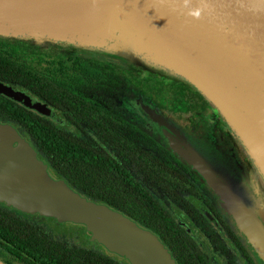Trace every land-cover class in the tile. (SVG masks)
I'll return each instance as SVG.
<instances>
[{"label":"flooded vegetation","instance_id":"obj_1","mask_svg":"<svg viewBox=\"0 0 264 264\" xmlns=\"http://www.w3.org/2000/svg\"><path fill=\"white\" fill-rule=\"evenodd\" d=\"M0 59L19 64L21 71L10 69V65L0 69V84L22 100L5 92L0 93V99L10 101L15 109L47 126L73 135L79 142L89 143L93 152H97L95 160L102 157L105 163L117 165L123 173L119 186L113 177L116 173L110 172L108 164L101 161V167L95 161L92 172L97 178L91 187L93 197L87 198L21 134L28 131L26 127L15 120L0 118V123L11 125L19 132L38 159L73 191L151 230L175 264H264L249 238L220 205L217 193L185 157L165 143L155 125L150 127L149 115L140 108L151 107L153 117L163 118L184 142L189 143L188 138L195 135L213 149L234 147L251 172V161L243 155L236 134L193 85L163 70L68 43L0 36ZM129 73L136 78H130ZM150 75L158 80L156 95L145 94L141 89V81ZM129 104L135 109L128 110ZM211 118L218 120L215 128L210 127ZM102 176L105 188L100 190ZM0 206L17 212L51 239L120 264H131L97 240L88 238L86 243L80 240L81 235H87L83 226L71 227L72 232L62 234L48 225L54 222L66 226L54 217L24 213L3 203ZM0 260L7 264H32L1 244Z\"/></svg>","mask_w":264,"mask_h":264},{"label":"water","instance_id":"obj_2","mask_svg":"<svg viewBox=\"0 0 264 264\" xmlns=\"http://www.w3.org/2000/svg\"><path fill=\"white\" fill-rule=\"evenodd\" d=\"M0 36L95 48L118 42L132 52L126 57L146 65L144 59L152 60L199 90L254 164L251 186L262 197L251 204L187 141H176L264 259V0H19L0 7ZM4 92L22 100L0 84ZM0 203L69 227L83 226L87 238L131 264H175L156 234L73 191L19 132L1 123Z\"/></svg>","mask_w":264,"mask_h":264},{"label":"trees","instance_id":"obj_3","mask_svg":"<svg viewBox=\"0 0 264 264\" xmlns=\"http://www.w3.org/2000/svg\"><path fill=\"white\" fill-rule=\"evenodd\" d=\"M14 63L17 62L0 59V69H7L10 65V69L21 71V68L18 67L19 64ZM12 75L14 76V74ZM129 77L136 78L134 74L130 75V73ZM153 77L155 76L150 75L141 81V89L145 94L152 93L156 95L159 93L158 80ZM14 78L17 79L15 76ZM75 81H79V79H75ZM0 118L15 120L26 127L28 131H21V134L31 141L38 151L43 153L55 170L84 196L87 198L93 197L91 187L93 180L97 177L94 176L92 167L95 161L96 165L102 167L101 161L104 158L101 157L95 160L97 152H93L89 143L79 142L73 135L61 132L54 126H47L38 119L24 114L22 111L15 109L8 100L0 99ZM103 162L104 165L108 164L109 169H111L110 172L116 173V176L113 177L120 186L123 179L122 171L111 162ZM99 180L101 182L98 189L103 190L105 188V177L102 176ZM143 224L150 227L146 223ZM0 244L10 252H14L22 260L29 261L32 264H120L113 259L94 254L84 248L72 247L64 241L51 239L33 224L25 221L23 216L21 217L17 212L4 210L1 206Z\"/></svg>","mask_w":264,"mask_h":264},{"label":"rangeland","instance_id":"obj_4","mask_svg":"<svg viewBox=\"0 0 264 264\" xmlns=\"http://www.w3.org/2000/svg\"><path fill=\"white\" fill-rule=\"evenodd\" d=\"M29 40H31V39H29ZM35 41L36 42H46V41L55 42L53 40H48V39L35 40ZM119 42H120V40H119ZM124 43L126 44L125 41H124ZM71 45H74V44H71ZM77 46L82 47V48L93 49L96 51H100V49L101 50L103 49V50H106V51H104L105 53H108L107 52V50H108V51L117 52L119 54H126L125 56H123V55H119L116 53H110V54L121 56V57L127 59L128 61L135 63L137 65L157 68V69L165 71V73L167 72V73L174 75L173 73H171L170 71L165 69L164 66H162L160 64H156V66H155V64H152L154 62L152 60L143 58L144 60L147 61L146 62L147 65H146V64L140 63L138 61H134L133 59L135 57H129V58L126 57V56H128V54H131L132 52L130 50H127L126 47L119 45L118 42H115L113 44H107L106 43V45H104L103 43H100V44L96 45V48L92 47V46H84V45H77ZM128 47H130V46H128ZM139 59L143 60L141 58H139ZM128 106H129L128 110L135 109V106L132 107V104H129ZM140 108L142 109V111H144V113L146 115H149L148 116V117H150V118H148L149 124L150 125L153 124V126L155 125L154 127L159 130L160 136L165 141V143L170 145L174 150H176L180 155H182L183 157H185L186 160H188V158H187L188 152H187V150H185L184 147H182V145H180L177 142L178 139L180 140V138L178 137V134L176 132H174L173 128H171V126L168 125L165 122V120L163 118H161L160 116H159L160 118L158 116H155L156 118H159L158 119L159 122L157 123L158 120L156 121V119L153 117L152 112H151L152 111L151 107L144 105V106H141ZM149 108H151V109H149ZM60 120L61 119H58V121H60ZM163 122H165V123H163ZM215 126H218V120L211 118L210 127L215 128ZM150 127L152 128V125ZM188 139H189V148L192 150V152L197 154V155H200V157L202 159H204L214 171H216L219 175H221L225 179H227V181H230L231 183L237 185L241 190L240 192L246 197L248 202L253 204V201L256 198L260 199L259 197H262V193L260 192V190H258V192H256V191L253 192V189L251 186L253 184V182L251 181V179H252L251 174L256 173V168H255L254 164L251 162V164H252L251 166H252L253 170L250 172L249 169L247 168V166L245 165V163L241 160L239 154L237 153V151L235 150L234 147L224 146L222 148L218 147V149H213V147H209L207 144L201 142L200 140L198 141V137L195 135L191 136ZM240 145H241V143H240ZM240 147L242 148V146H240ZM242 151H243V155L247 157V154L244 152L243 148H242ZM255 196H256V198H255ZM263 200H264V198H263ZM48 225L50 228H53L55 231H58L62 234L66 233V232H72L73 231V230H70L71 227H68V228L66 226L60 227L59 225L54 224V222H50V223H48ZM79 239L82 240L84 243H86V240L88 238L84 235H81L79 237Z\"/></svg>","mask_w":264,"mask_h":264},{"label":"bare ground","instance_id":"obj_5","mask_svg":"<svg viewBox=\"0 0 264 264\" xmlns=\"http://www.w3.org/2000/svg\"><path fill=\"white\" fill-rule=\"evenodd\" d=\"M19 0H0V7H4L5 4L10 5V3H13L16 6V2Z\"/></svg>","mask_w":264,"mask_h":264},{"label":"clouds","instance_id":"obj_6","mask_svg":"<svg viewBox=\"0 0 264 264\" xmlns=\"http://www.w3.org/2000/svg\"><path fill=\"white\" fill-rule=\"evenodd\" d=\"M195 15H197V16H198V15H199V13H195Z\"/></svg>","mask_w":264,"mask_h":264}]
</instances>
